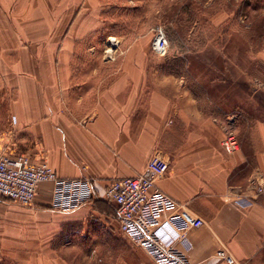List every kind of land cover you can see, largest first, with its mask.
<instances>
[{"label": "crops", "instance_id": "obj_1", "mask_svg": "<svg viewBox=\"0 0 264 264\" xmlns=\"http://www.w3.org/2000/svg\"><path fill=\"white\" fill-rule=\"evenodd\" d=\"M119 1L126 8L120 36L112 24ZM138 3L0 0V153L45 162L61 179H89L98 194L159 156L168 169L156 187L204 221L174 251L188 264H218L220 249L235 264H264V86L237 95L218 49L211 50L222 61L200 68L186 51L156 55L146 28L129 24ZM102 26L119 39L110 61H98L91 44ZM249 54L264 69V48ZM181 70L204 73L190 74L188 84ZM227 132L239 142L231 154L221 145ZM51 189L39 187L33 208L0 198V264H154L120 232L112 204L93 199L75 212H54ZM54 215L69 227L60 250L51 255L45 244L33 256V225Z\"/></svg>", "mask_w": 264, "mask_h": 264}, {"label": "built area", "instance_id": "obj_2", "mask_svg": "<svg viewBox=\"0 0 264 264\" xmlns=\"http://www.w3.org/2000/svg\"><path fill=\"white\" fill-rule=\"evenodd\" d=\"M151 49L156 55L166 54L168 39L162 27L155 29ZM221 145L227 154L239 148L232 132L226 133ZM167 169L165 160L152 156L141 175L116 179L98 194L89 179H61L45 162L34 163L27 156L0 153V198L29 207L39 187L49 183L52 185L49 208L54 212H75L93 199L107 202L114 206L120 232L142 247L154 264H188L174 251V246L188 231L202 228L204 221L156 187L155 181ZM256 192L260 194L263 189L257 186ZM236 203L246 207L252 204L248 199H238ZM167 230L172 234L164 237ZM214 257L218 264H235L223 249L217 250Z\"/></svg>", "mask_w": 264, "mask_h": 264}, {"label": "rangeland", "instance_id": "obj_3", "mask_svg": "<svg viewBox=\"0 0 264 264\" xmlns=\"http://www.w3.org/2000/svg\"><path fill=\"white\" fill-rule=\"evenodd\" d=\"M122 3L123 1L117 3L112 23L113 31L119 36L125 30L121 19L126 13V8L125 5H121ZM135 10L131 14L134 18L130 19L129 24L133 28L137 24L141 28H146L144 35L150 34V48L155 29L162 27L165 30L168 39L166 58L186 51L187 61L200 68L202 64L208 62L222 61L220 55L212 53L211 50L218 49L219 52H224V61L228 64L226 66L228 71L224 72L225 77L236 78L237 95L244 97L245 91L249 90L247 93H250L257 85L264 86V69L249 59L252 57L249 52L264 48V0H139ZM109 33V31L106 33V28L102 26L97 38L91 43L97 49L98 61L112 60L117 50L119 39L108 38ZM110 39L116 40L114 48L110 45ZM149 61L156 63L158 60L151 54ZM236 64L244 71L239 73L230 69L236 67ZM182 68L184 69V66ZM176 72L184 76L188 84L191 80L190 74L196 77L204 73L192 71L189 74L186 70ZM15 206L22 207L18 204ZM29 207L33 208L36 205L33 202ZM67 224L65 218L54 215L33 225L34 229L38 227V231H34L38 236L35 234L33 237L32 255L36 256L40 253L39 250L44 252L47 249L49 254H57L60 250L57 241L64 231H68ZM36 239L43 240V247L39 242H35ZM45 244H48L46 250ZM80 249L85 248L79 247L78 254ZM77 253L70 252V256L74 257L73 255H78ZM17 257L25 256L20 252Z\"/></svg>", "mask_w": 264, "mask_h": 264}, {"label": "bare ground", "instance_id": "obj_4", "mask_svg": "<svg viewBox=\"0 0 264 264\" xmlns=\"http://www.w3.org/2000/svg\"><path fill=\"white\" fill-rule=\"evenodd\" d=\"M112 39H110V45H111L112 48H114V46L116 45V40L115 39L112 40Z\"/></svg>", "mask_w": 264, "mask_h": 264}, {"label": "trees", "instance_id": "obj_5", "mask_svg": "<svg viewBox=\"0 0 264 264\" xmlns=\"http://www.w3.org/2000/svg\"><path fill=\"white\" fill-rule=\"evenodd\" d=\"M175 62L177 64L179 63V67H180V65L183 66V63H184V61H182L181 59H177Z\"/></svg>", "mask_w": 264, "mask_h": 264}]
</instances>
